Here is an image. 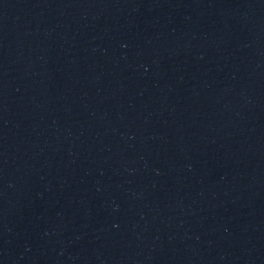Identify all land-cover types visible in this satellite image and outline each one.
<instances>
[{
	"label": "water",
	"instance_id": "1",
	"mask_svg": "<svg viewBox=\"0 0 264 264\" xmlns=\"http://www.w3.org/2000/svg\"><path fill=\"white\" fill-rule=\"evenodd\" d=\"M0 264H264V0H0Z\"/></svg>",
	"mask_w": 264,
	"mask_h": 264
}]
</instances>
